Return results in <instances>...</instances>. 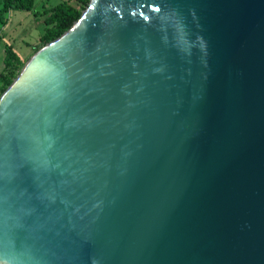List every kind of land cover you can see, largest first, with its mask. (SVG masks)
<instances>
[{
    "label": "water",
    "instance_id": "95a60500",
    "mask_svg": "<svg viewBox=\"0 0 264 264\" xmlns=\"http://www.w3.org/2000/svg\"><path fill=\"white\" fill-rule=\"evenodd\" d=\"M0 264H264V0H89L0 96Z\"/></svg>",
    "mask_w": 264,
    "mask_h": 264
},
{
    "label": "trees",
    "instance_id": "16d2710c",
    "mask_svg": "<svg viewBox=\"0 0 264 264\" xmlns=\"http://www.w3.org/2000/svg\"><path fill=\"white\" fill-rule=\"evenodd\" d=\"M88 3L89 0H74V2L64 0L56 6L45 10L43 12L44 32L40 38L41 44L36 48L35 52L67 31L79 19ZM33 8L34 0H0V26L6 22L9 11H31ZM24 64L17 53L9 45H6L3 68L0 72V96L19 75Z\"/></svg>",
    "mask_w": 264,
    "mask_h": 264
},
{
    "label": "rangeland",
    "instance_id": "374dc122",
    "mask_svg": "<svg viewBox=\"0 0 264 264\" xmlns=\"http://www.w3.org/2000/svg\"><path fill=\"white\" fill-rule=\"evenodd\" d=\"M64 0H34L31 11L11 10L7 13L6 22L0 26V72L3 67L5 46L9 45L26 63L41 44L44 32L43 12ZM74 2V0H68Z\"/></svg>",
    "mask_w": 264,
    "mask_h": 264
},
{
    "label": "crops",
    "instance_id": "0c3cea01",
    "mask_svg": "<svg viewBox=\"0 0 264 264\" xmlns=\"http://www.w3.org/2000/svg\"><path fill=\"white\" fill-rule=\"evenodd\" d=\"M3 68V67H2Z\"/></svg>",
    "mask_w": 264,
    "mask_h": 264
}]
</instances>
